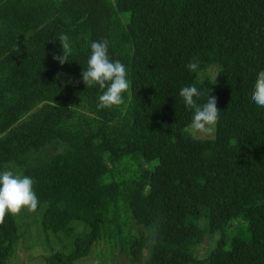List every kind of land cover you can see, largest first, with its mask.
I'll return each mask as SVG.
<instances>
[{
  "label": "trees",
  "instance_id": "obj_1",
  "mask_svg": "<svg viewBox=\"0 0 264 264\" xmlns=\"http://www.w3.org/2000/svg\"><path fill=\"white\" fill-rule=\"evenodd\" d=\"M60 34L64 65L52 58ZM101 39L131 85L105 109L81 79ZM261 70L264 0H0V172L31 177L42 230L72 238L47 264L99 241L101 264L116 252L128 264H264V107L250 96ZM192 85L198 104L217 98L212 137L187 130L179 91ZM18 238L8 214L0 264Z\"/></svg>",
  "mask_w": 264,
  "mask_h": 264
},
{
  "label": "clouds",
  "instance_id": "obj_2",
  "mask_svg": "<svg viewBox=\"0 0 264 264\" xmlns=\"http://www.w3.org/2000/svg\"><path fill=\"white\" fill-rule=\"evenodd\" d=\"M58 41L62 48V54H53L52 58L60 65H64L68 63L72 45L66 34H60ZM108 46L109 42L106 39L92 41L86 68H83L81 72V79L85 86H98L102 90V94L98 98V109L123 104V94L128 93L131 86L125 65L119 60H112L109 57ZM198 67L199 62L195 59L187 63L189 71H196ZM57 78H59V74ZM201 95V91L194 85L185 86L179 91L184 105L193 113L189 125L190 130L193 133L205 134L214 130V126L219 120L220 111L217 108V98L210 94V90L206 103L202 105L197 103V99ZM250 96L257 106L264 107V70L257 73ZM33 183L31 177L14 174L10 170L0 172V224L4 223L5 216L8 214L18 215L23 209L28 212L37 210L39 201L33 191Z\"/></svg>",
  "mask_w": 264,
  "mask_h": 264
},
{
  "label": "rangeland",
  "instance_id": "obj_3",
  "mask_svg": "<svg viewBox=\"0 0 264 264\" xmlns=\"http://www.w3.org/2000/svg\"><path fill=\"white\" fill-rule=\"evenodd\" d=\"M202 78L214 79L215 69L210 67L200 74ZM187 130L195 138H208L213 136V131L205 134L193 133L189 126ZM44 157V155L42 156ZM14 171V170H13ZM18 228L19 238L14 246L13 253L7 264H47L54 253H67L71 246L72 238L64 233L42 230L40 226L41 212H28L21 210L18 215H13ZM214 238H205L195 249L197 256H203L212 246ZM102 242H98L91 253L73 264H101L99 251ZM105 264H128L117 252L107 258Z\"/></svg>",
  "mask_w": 264,
  "mask_h": 264
}]
</instances>
